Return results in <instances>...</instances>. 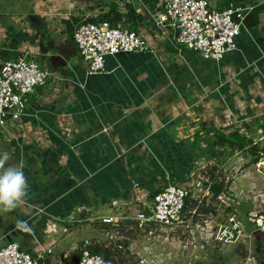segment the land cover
Masks as SVG:
<instances>
[{
	"label": "crops",
	"instance_id": "obj_1",
	"mask_svg": "<svg viewBox=\"0 0 264 264\" xmlns=\"http://www.w3.org/2000/svg\"><path fill=\"white\" fill-rule=\"evenodd\" d=\"M208 1L221 9L228 0ZM233 1L249 10L237 37V49L215 62L178 46L170 29L155 25L161 0H0V63L26 55L56 77L55 83L48 82L27 97L20 123L8 131L0 129L9 138L11 155L17 152L14 141L24 151L29 169H21L28 174L27 195L39 188L37 199L25 198L41 203L43 213L39 218L45 220L61 207L68 211L72 208L86 210L84 220L90 219L91 212L101 214V223L109 226L113 223L103 219L126 220L130 217H121L123 209H146L152 202L149 195L166 183H188L192 166L180 167L187 155L184 153L185 160L177 163L173 149L190 153L199 136L198 148L204 150L212 137L200 130V123L195 124L198 119L192 114H196V102L205 108L202 116L212 115V122L224 116L222 127L230 114L235 117V129L252 127V123L258 129L255 121L264 115V0ZM111 4L122 13L126 5L135 8L142 18L136 31L147 40L150 51L109 57L107 73L87 75L65 21L96 17L107 12ZM177 93L181 97L168 98ZM196 95L198 98L192 101ZM211 126L222 130L216 122ZM197 132L199 135L194 136ZM35 146L43 156H32L33 151L37 154ZM215 158L217 162L222 160L220 154ZM251 171L252 167L245 170L248 174ZM246 173L237 175L230 185L233 195L239 196L240 187L244 188L237 207H233L236 217L244 222L257 206L264 209V190L257 195L262 205H256L257 187ZM226 207L224 217L234 212L229 204ZM113 212L119 214L114 216ZM219 213L206 217L204 225L199 226L203 232L205 226L216 223ZM39 224L34 238L24 232L15 235L13 229L3 230L0 247L13 233V241L32 254L36 243L53 250L50 244L56 238L45 231L51 228L49 223L45 225L37 216L27 223L33 228ZM200 239L194 246L206 248L210 241ZM252 244L255 251L262 252L264 236L255 232ZM222 254L219 252L212 262L223 264ZM66 256L69 252L62 254L63 260ZM204 257L207 259L206 255L197 258ZM60 262L50 260V264Z\"/></svg>",
	"mask_w": 264,
	"mask_h": 264
},
{
	"label": "built area",
	"instance_id": "obj_2",
	"mask_svg": "<svg viewBox=\"0 0 264 264\" xmlns=\"http://www.w3.org/2000/svg\"><path fill=\"white\" fill-rule=\"evenodd\" d=\"M247 9L249 10L233 0H228L221 9L212 7L208 0H161L155 25L163 30L170 29L178 46L199 54L204 60L218 62L237 49V37L240 35ZM72 41L87 75L107 73L106 62L109 57L145 54L150 51L149 43L142 34L122 24L112 27L104 23L82 24L74 29ZM48 82H56L54 73L26 55L0 63L2 131H8L12 125L22 121L27 97ZM261 166H264V158L256 164V167ZM189 188V183L173 180L159 187L160 190L145 211L139 210L136 213L135 220L139 227L172 229L181 224L184 200L189 192L194 194V189ZM233 210L226 223L218 225L213 232L212 239L215 244L230 245L242 240L252 242L255 232L264 236V214L254 209L244 222L236 217L235 208ZM103 222L113 221L109 218L103 219ZM214 253H209L207 259H200L198 264H209ZM33 254L9 239L0 247V264H44L45 257L51 255L52 250L38 243ZM97 256L102 257L83 250L78 264H94L93 258ZM67 262L68 256L58 264Z\"/></svg>",
	"mask_w": 264,
	"mask_h": 264
},
{
	"label": "rangeland",
	"instance_id": "obj_3",
	"mask_svg": "<svg viewBox=\"0 0 264 264\" xmlns=\"http://www.w3.org/2000/svg\"><path fill=\"white\" fill-rule=\"evenodd\" d=\"M178 97H181V93L180 95H178L177 93L175 94V96L168 98H170L171 100H175ZM196 97L197 95L194 99H192V101H196V99L198 98ZM196 103L194 104V106L196 105L195 108L193 107V112H195L196 114H192L193 119H198L196 120L195 124L203 122L205 123L207 121V127H210L211 123L215 122L217 126L221 125V120H224L221 119V117L224 116L215 117L217 121L212 122L210 119L212 117L211 114H209L208 117L204 115L202 116L205 110L203 104L200 105ZM177 109H180V107ZM227 118L228 120L223 124L225 125V127L220 126V129L226 131V133H229L233 130H236L234 126L236 124H233L235 117H232V115L229 114ZM250 121L251 120H247V122L251 124ZM251 126L252 127H249L247 125H241V127L237 130L240 134L246 136L253 142L259 143L263 138V135L260 130L254 128L253 123L251 124ZM64 134L65 137L71 139L69 137L70 134H67V132L65 131ZM210 134H208V137H211ZM195 135H199V132H197V134H194V136ZM204 135L206 134L204 133ZM8 140L9 138L4 137L0 133V155H7V161L5 166L11 165L18 168L24 167L28 171L29 167L25 161L26 157H24V151L23 149L18 147V144L20 143L14 141V149L17 152L15 153V155H11L10 150H12V148L10 149V147H8ZM207 146L205 145L204 150L197 148L195 151H193L191 148L192 151L190 153L188 151H182L183 148L180 149L178 147H175L173 149L176 153L175 158L177 160V163L180 159L185 160L184 153L187 155L184 165L179 164L180 167L192 166V172L188 180V183L191 186V188L189 189H194V194H196L197 197L201 195H206L207 190L203 187V183L206 181L207 178L204 176L203 171H209L211 166L219 165L221 172L227 176L226 181H235L237 175L245 174L246 168L252 167L253 171H251V173L249 172V174L247 172L246 177H251L250 179L254 181V184H256L257 192L256 194H254V196L257 197V200L255 203L256 205H262V203L260 202L262 198H260L261 196L257 195L262 192V190H264V166H261V168H259L256 167V165L250 164L251 159H253L252 153L232 152L225 148L214 150L217 152L216 153L213 151V149H208ZM34 149H36L37 154L33 151V157L38 158L43 156L40 154L39 146H35ZM211 151L213 153H211ZM33 154H36V156H34ZM218 154H220V158L222 159L220 161L223 162V164H219V162H217L215 157H218ZM168 178L171 179L172 176H169ZM230 188L231 186L229 187L227 193L220 196V199L217 203L218 213L220 212L219 218H216V220H214L216 221V223H213V225L211 224L205 226L204 232L199 227L200 225H204L203 218L199 217L192 223L191 218L189 219L190 221H182L181 224L177 225L172 229L164 227H157L153 229H151L150 227L143 229L142 227H139L138 222L135 220V215L137 212L135 208L137 207L132 208V210H128L127 208L123 209V213L120 212L121 217L124 215L130 218H127L126 220H123L124 218H116V220L114 219V221L111 222L113 224H110L109 226L104 223H101L103 218L101 214H94L93 212H91V214L89 215L90 219L84 220L82 218V215L83 212L86 210H75L71 208L68 211V209L66 210L63 207H61L60 212L53 214V216H44L46 217L44 220L42 218H39L42 217L41 215L43 213V211L39 208L40 206H42L41 203L39 201L36 202V200L34 201L25 198L24 201L13 210H0V233H3V230L6 229H10V231H12L13 229L15 235L20 234V232H24L25 235L27 234V236H30L29 238H34V232H37L39 230L40 224L39 226L37 225V228H33V225L31 227L30 225H27V223L31 222V219L35 220V216H37V219H41V221L45 222V225L49 223V225L51 226V228H49L50 230L48 228H46L48 230L45 229L47 233L51 231V234H45L51 235L56 238L52 240L53 242H51L50 244L53 249L52 258L50 257L51 262L52 260L63 261L62 254L64 252H69L70 254L74 247H79L81 243H93V241H98L105 243L106 245H110L113 243L121 244L122 247L119 249L121 259L123 260L121 264H198L200 258L197 257L205 255L208 257L209 253L211 252H215L217 254H219V252L221 254L223 253V264H259L258 262L260 259V255L258 257L257 251H255V248L252 244L253 241L250 242L242 240L236 244L221 247L222 245L214 244V241L212 239V234L217 228V226L220 224H224L227 221L228 215L224 217L226 213L225 208H227L226 204H229L231 208H233L234 205V207H237L236 202L240 201V197L244 189L243 187H240L241 190L239 196L237 195V193H234V196L233 193L230 191ZM245 189V191L248 190V188ZM251 192L254 191H250V193ZM38 194L39 188H37L36 190H31L30 196L26 195V197L37 199L39 197ZM237 199H239V201ZM257 211L259 213L264 214V209H261L259 206H257ZM88 213H90V211ZM112 214L116 216V214L118 215L119 212H113ZM200 237V240L205 237L206 240L210 241V243H208V246H206V248L208 249H206L205 247L202 248V246H200L199 249V246H194L199 243L196 240ZM13 238H15L13 236V233H10L8 235V239L15 240ZM44 239L47 238L44 237ZM28 240L30 239H27V241ZM37 240L35 238L34 243H36ZM37 244L38 243H36V245ZM124 244L128 245L127 249L123 248ZM193 246L195 248H193ZM203 251L204 253H201V255L200 253H198ZM215 253L212 259L209 260V264H212V261H214L213 259L217 257V254Z\"/></svg>",
	"mask_w": 264,
	"mask_h": 264
},
{
	"label": "trees",
	"instance_id": "obj_4",
	"mask_svg": "<svg viewBox=\"0 0 264 264\" xmlns=\"http://www.w3.org/2000/svg\"><path fill=\"white\" fill-rule=\"evenodd\" d=\"M67 31L73 34L75 28L85 23L99 24L104 23L108 26H116L122 24L123 26L136 30L138 25L142 22V18L136 14L135 8L132 5H126V10L122 13L116 4H111L107 12L97 15L96 17H78L71 18L70 21H65ZM257 128L261 131L263 138L261 141L253 142L246 136L239 133V131L233 130L229 133H224L222 130H217L212 126L207 127L206 123H200V127L203 132L212 134L211 140L207 142L208 149L219 150L220 148L228 149L232 152L249 153L253 155L250 164L256 165L260 159L264 158V115L255 121ZM200 143V137L196 136L192 143V150L195 151ZM208 152V151H207ZM212 152V151H211ZM216 152V151H214ZM217 153V152H216ZM221 162H219L220 164ZM218 164V163H217ZM204 176L207 178L203 183V187L207 190L206 195L198 196L189 192L188 196L184 200V207L181 212V221H195L198 217L203 218V221L209 215H215L218 211L217 203L220 196L228 192L231 181H226L227 176L221 172L219 165L211 166L209 171L204 170ZM160 189L153 191L149 195V199L153 200L154 196ZM141 210V209H140ZM145 211V209H144ZM147 212V211H146ZM186 214V215H185ZM150 228V226L144 227V229ZM121 244L113 243L106 245L105 243L93 241V243H81L79 247H76L69 254L68 262L65 264H78L81 252L88 250L91 253L99 254L107 262V264H121L123 260L119 253ZM124 249L128 248V245L124 244ZM259 264H264V250L257 252ZM51 255H47L44 260V264H50ZM40 263L41 260L39 261ZM58 264V263H56Z\"/></svg>",
	"mask_w": 264,
	"mask_h": 264
},
{
	"label": "clouds",
	"instance_id": "obj_5",
	"mask_svg": "<svg viewBox=\"0 0 264 264\" xmlns=\"http://www.w3.org/2000/svg\"><path fill=\"white\" fill-rule=\"evenodd\" d=\"M6 161L7 155H0V210H13L24 201L28 182L21 168L5 166ZM93 259L94 264H107L103 257Z\"/></svg>",
	"mask_w": 264,
	"mask_h": 264
}]
</instances>
